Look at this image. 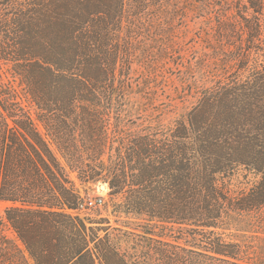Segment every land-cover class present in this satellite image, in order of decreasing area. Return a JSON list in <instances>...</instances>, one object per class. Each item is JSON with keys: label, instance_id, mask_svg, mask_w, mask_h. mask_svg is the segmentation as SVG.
Instances as JSON below:
<instances>
[{"label": "trees", "instance_id": "obj_1", "mask_svg": "<svg viewBox=\"0 0 264 264\" xmlns=\"http://www.w3.org/2000/svg\"><path fill=\"white\" fill-rule=\"evenodd\" d=\"M164 1L0 0V264H264V0L242 4L239 44L205 63L190 108L155 127L137 110L153 74L133 64L174 40ZM240 170L257 179L234 189ZM76 180L143 220L135 255L86 225Z\"/></svg>", "mask_w": 264, "mask_h": 264}, {"label": "rangeland", "instance_id": "obj_2", "mask_svg": "<svg viewBox=\"0 0 264 264\" xmlns=\"http://www.w3.org/2000/svg\"><path fill=\"white\" fill-rule=\"evenodd\" d=\"M163 3L164 9L159 15L163 21L171 23L174 40L167 44V50L157 49L161 55L159 58L161 62L158 64L141 65L138 62L133 64L134 75L137 76L141 70L153 74L147 79L152 87L153 98L137 110L144 116L151 117L154 122L157 120L158 124L155 127L168 124L174 116L190 108L194 101L191 94L195 87L209 83L208 80H204L208 72L203 71L210 69L213 64L207 68L205 63L216 62L217 69L226 63L229 51L239 44L236 31L242 24V14L245 15L240 8L242 4L248 2L247 0H166ZM220 21L223 22L219 23ZM221 24H224L223 31H227L224 36H220ZM171 28L164 27L158 33L163 36L169 35ZM159 42L160 40L151 41V46L155 48ZM229 56H232V53H229ZM212 69L215 71V68ZM3 71L4 80L13 79L7 66L3 67ZM256 179L254 174L240 170L232 177L231 187L248 188ZM76 185L86 189L85 192L83 190L85 197L93 199L97 195H102L104 198L103 204L95 209L77 210L85 218L86 225L93 227L100 236L108 233L111 242L115 243L122 252L135 255L136 250L133 246L136 236L132 233L136 231L137 224H142L143 220L132 214L124 215L115 211L118 197L109 195L106 182L98 181L85 188L76 180ZM101 185H104V188H101ZM8 204L0 202V214L4 213V208ZM5 232L21 246L10 228H6ZM87 232L91 235L90 230ZM159 238L169 239L165 235ZM143 242L144 245H148V241Z\"/></svg>", "mask_w": 264, "mask_h": 264}, {"label": "built area", "instance_id": "obj_3", "mask_svg": "<svg viewBox=\"0 0 264 264\" xmlns=\"http://www.w3.org/2000/svg\"><path fill=\"white\" fill-rule=\"evenodd\" d=\"M104 198L102 195H97L93 199L87 198L85 199L82 203L79 204V208L77 210H92L95 209L96 207H99L103 204Z\"/></svg>", "mask_w": 264, "mask_h": 264}, {"label": "water", "instance_id": "obj_4", "mask_svg": "<svg viewBox=\"0 0 264 264\" xmlns=\"http://www.w3.org/2000/svg\"><path fill=\"white\" fill-rule=\"evenodd\" d=\"M101 188H104V185H101Z\"/></svg>", "mask_w": 264, "mask_h": 264}]
</instances>
